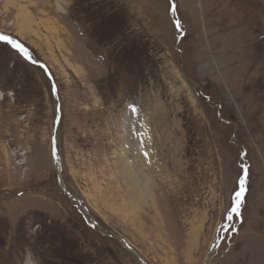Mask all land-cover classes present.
Returning <instances> with one entry per match:
<instances>
[{
  "label": "rangeland",
  "instance_id": "obj_1",
  "mask_svg": "<svg viewBox=\"0 0 264 264\" xmlns=\"http://www.w3.org/2000/svg\"><path fill=\"white\" fill-rule=\"evenodd\" d=\"M0 35V264H264V0H0ZM121 145L161 219L95 191Z\"/></svg>",
  "mask_w": 264,
  "mask_h": 264
},
{
  "label": "bare ground",
  "instance_id": "obj_2",
  "mask_svg": "<svg viewBox=\"0 0 264 264\" xmlns=\"http://www.w3.org/2000/svg\"><path fill=\"white\" fill-rule=\"evenodd\" d=\"M27 1L30 2L31 0ZM149 146H143L140 148V152L138 151L137 154L129 156L124 153V147L121 145L120 148L123 154L121 153V156L117 157L118 159L115 158L110 161L105 156L100 158V160H97V158L95 163H98V165L91 170L95 175L91 176L90 180L99 198L106 207L108 206L114 213L117 212L121 219H130L131 222L140 219L141 214L148 213L142 210L143 205L150 210V213L152 212V219H161L162 217L158 210L157 196L155 194V191H160V185L158 184L162 183V172L158 164L155 163L154 158H152L153 155ZM166 197L168 196L166 195ZM160 221L155 223L157 230H161L163 227ZM199 229L197 227L188 232L187 255H191L192 248L197 249ZM157 233L160 232L157 231ZM156 237L160 238L158 234Z\"/></svg>",
  "mask_w": 264,
  "mask_h": 264
},
{
  "label": "snow or ice",
  "instance_id": "obj_3",
  "mask_svg": "<svg viewBox=\"0 0 264 264\" xmlns=\"http://www.w3.org/2000/svg\"><path fill=\"white\" fill-rule=\"evenodd\" d=\"M0 41L5 42L6 44H10L13 48L17 49L20 52H24L25 51L20 44H18L15 40L11 39L7 35H0ZM129 107H130V109H131V111L133 113H135L137 111V109L134 106L129 105ZM145 155H147V154H145ZM244 183H245V181L242 178L240 180V185H241L240 191L236 193V197H237L236 204L237 205H239L241 203V199L240 198L242 197V195H243V193L245 191V189H244ZM231 211L232 212H237L238 211V208H232ZM228 219H231V216H229Z\"/></svg>",
  "mask_w": 264,
  "mask_h": 264
}]
</instances>
